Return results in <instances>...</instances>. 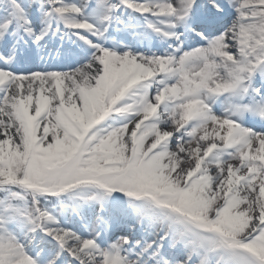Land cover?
I'll list each match as a JSON object with an SVG mask.
<instances>
[{"label":"snow or ice","instance_id":"1","mask_svg":"<svg viewBox=\"0 0 264 264\" xmlns=\"http://www.w3.org/2000/svg\"><path fill=\"white\" fill-rule=\"evenodd\" d=\"M0 264H264V0H0Z\"/></svg>","mask_w":264,"mask_h":264}]
</instances>
